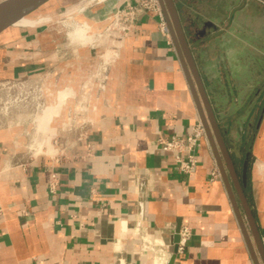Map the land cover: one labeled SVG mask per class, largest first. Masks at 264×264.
<instances>
[{
	"label": "crops",
	"instance_id": "obj_1",
	"mask_svg": "<svg viewBox=\"0 0 264 264\" xmlns=\"http://www.w3.org/2000/svg\"><path fill=\"white\" fill-rule=\"evenodd\" d=\"M124 1L45 0L37 15L51 21L0 32V81L46 75L57 103L66 94L58 116L63 105L69 114L82 102L86 109L73 127L56 120L62 146L51 160H29L21 148L27 126L0 120V264H166L179 225L191 235L174 264H264L208 134L191 174L180 173L158 146L161 133L186 136L202 116L182 56L155 13L144 14L119 43L115 37L106 42L118 43L121 53L93 101L100 56L70 33L77 22L100 30ZM174 1L207 92L205 75L217 95L210 100L240 177L231 141L241 143L238 156L250 154L244 191L264 243V116L257 125L264 104L249 118L264 99V0ZM77 92L83 101L75 100ZM252 93L257 97L245 106ZM81 131L87 136L80 138ZM67 141L75 143L64 147Z\"/></svg>",
	"mask_w": 264,
	"mask_h": 264
},
{
	"label": "rangeland",
	"instance_id": "obj_2",
	"mask_svg": "<svg viewBox=\"0 0 264 264\" xmlns=\"http://www.w3.org/2000/svg\"><path fill=\"white\" fill-rule=\"evenodd\" d=\"M30 14L32 16L37 15L38 14L37 9L36 8L33 9L27 15H30ZM106 25L107 24L101 27L100 30H96L95 28L92 29L91 27V31L89 32L90 37H86V38L83 35H81V29L84 27L88 28V26L85 24L75 26L74 31L70 33L71 40H74L82 44L92 45V48L95 51L96 55L100 56V60L97 64L95 74L92 78L93 89H92V94L90 95L93 101H95L100 96L101 92L104 93V90L106 89V86H107V82L109 80L110 69L112 67L111 65L112 60L116 59L117 56H120V53H121V50L119 49L120 47L118 48L116 46L118 43H116V45L109 44V42L106 44L108 40L114 38V33L111 30H106V27H105ZM187 31L189 32L190 35H192V30H187ZM103 54L109 57L108 64L106 65V68H105L107 71L106 73L104 69L105 64L101 66V63H100L101 58H102L101 55ZM207 57H213V56H207ZM197 58H198V62H200L202 56H197ZM104 75H107V78H105ZM205 76L206 77L204 78H205L207 85L209 86L208 90H209L210 99H211V97L215 96L216 94L213 93L212 86L211 84L208 83L209 76L207 75ZM33 79L35 81V78ZM75 96H76L75 100L79 102L80 100L82 101L84 100L85 94L83 92L82 93L77 92ZM249 96L250 97L246 100L245 106L249 105L248 103L250 99H255V97H257L256 93H252ZM45 99L46 101L42 103V99H38L37 94L35 92L26 94L24 91H21L20 89H17V88H14L11 90V92H8L5 89L0 88V120H5V117H7V120L12 121L13 125L25 124V126H27L26 127L27 141L24 144H22L21 148H23L24 151L29 154V157H28L29 160H35L38 157H43V156H45L48 160L53 159L57 151L55 148H59V146L62 143V141L59 140V132H58L59 131L58 128L60 126L56 124V120H58V118H61L62 122H64L65 124V127H68L70 125L71 127H73L75 126L74 125L75 120L77 122H82L83 119H81L80 117H82L86 113L85 103L82 102V104H78V107H77V110H75V113L71 112L70 114H69L70 111L64 108L65 105H63L60 111V116H58V114L56 113L58 112V109L60 106L54 107L56 106L58 99L56 97V94L53 92V88L51 86H50V90L46 94V98L44 97L43 100ZM64 99H65V96H64ZM67 100L68 99L66 98L65 101ZM262 100L261 101L260 99L257 100L258 104L256 108L253 110L252 116L249 113L250 115L249 118L250 117L254 118L257 116V114L259 113L258 111H260V108H261L259 106H262L264 104V99ZM47 105L53 106L54 109L50 107V109H52L53 112L50 114V116H48V118H44L47 120L46 122L47 124L45 123L46 127L44 128L45 130L43 131L42 126L41 125L38 126L37 123H39V121L43 122V119H41L39 116L41 115L42 109L45 108ZM93 106H95V104ZM233 111L232 113H230L228 119L239 116L241 113L244 112V108L237 110L235 112ZM223 114L225 115L226 112L222 113L221 115L223 116ZM40 137L45 138V140L48 139V141L41 145V143H39V139H42V138ZM250 137H251L250 131H248V146L250 143ZM230 144H231V147L235 149L233 150L234 154L237 155L235 156V159L237 161L239 169L242 170V164H243L242 162L245 158L243 156H238L239 154L238 148L241 143L236 142V141H231ZM63 145L65 147L64 142H63Z\"/></svg>",
	"mask_w": 264,
	"mask_h": 264
},
{
	"label": "water",
	"instance_id": "obj_3",
	"mask_svg": "<svg viewBox=\"0 0 264 264\" xmlns=\"http://www.w3.org/2000/svg\"><path fill=\"white\" fill-rule=\"evenodd\" d=\"M45 0H3L0 2V32L7 27L16 23L17 20L30 13L33 9L40 6ZM162 9L166 15L168 25L172 38L175 41L176 47L182 56L185 70L187 72L190 84L192 86L201 116L205 126L206 133L210 137L214 150L217 155L219 168L224 179V182L229 190L234 207L238 214H240V205L234 188L238 194L239 200L248 216L251 228L258 245L260 254L264 260V243L256 224L252 207L248 201L244 186L247 183L248 167H249V152L243 161L241 177L236 166V162L232 153L225 141L222 129L217 120L216 113L212 106L209 94L201 76L200 70L197 66L196 60L192 54L188 44L180 15L174 0H160ZM196 83V85H195ZM197 86V88H196ZM264 116V106L261 109V114L257 125L259 126ZM217 142V145H216ZM221 152H220V151ZM181 226L179 225L174 230V249L166 264H174L177 251L178 242L180 239Z\"/></svg>",
	"mask_w": 264,
	"mask_h": 264
},
{
	"label": "built area",
	"instance_id": "obj_4",
	"mask_svg": "<svg viewBox=\"0 0 264 264\" xmlns=\"http://www.w3.org/2000/svg\"><path fill=\"white\" fill-rule=\"evenodd\" d=\"M149 12H153L158 17V24L160 31L167 38L168 43H173V38L170 32V28L168 25V21L166 15L162 9L160 4V0H125L123 4L116 7L110 13L106 15L105 24H107L106 30H111L114 33V37L118 40L126 38L129 33L132 31L134 24L142 18L144 14ZM85 24L88 26L87 33L91 31L90 25L87 22H77V25ZM75 27V26H74ZM90 36V35H89ZM116 45V44H114ZM118 48L119 44L116 45ZM120 49V48H119ZM101 66L106 68L108 64V58L104 54L101 55ZM105 69V73H106ZM107 78V75H104ZM27 79H10L0 81V88L5 89L8 92H11L12 89L17 88L21 91H24L26 94L35 92L37 94L38 99H42V103L46 101L43 98H46V94L50 90V86L52 85L47 82V76H39ZM85 122V120H84ZM82 124L81 126H83ZM206 135L205 126L202 120H199L192 127V130L186 136H180L174 133L165 134L161 133L158 136L157 142L158 146L169 152L174 159L176 164V168L180 173L183 174H191L193 173L198 165V144L202 140V138ZM87 134L85 131H81L79 137H86ZM75 142L69 143L65 142V147L68 145H73ZM62 146V145H61ZM58 151V148H55ZM88 155H91L93 152V148L91 144H88L87 147ZM56 151V152H57ZM58 185V178L56 174L53 173L51 179L49 180V188L52 192L56 191ZM180 239L178 242V251L182 252L185 246V242L191 235V229L188 226H183L179 231Z\"/></svg>",
	"mask_w": 264,
	"mask_h": 264
},
{
	"label": "bare ground",
	"instance_id": "obj_5",
	"mask_svg": "<svg viewBox=\"0 0 264 264\" xmlns=\"http://www.w3.org/2000/svg\"><path fill=\"white\" fill-rule=\"evenodd\" d=\"M51 19H52V16L51 15H33L32 16L30 14V15H25L21 19L17 20L15 24L22 25V26H36V25H38V24H40L42 22L51 21ZM87 30H88V28H86V27H84V28L81 29V35H83L85 38L86 37H90L88 35V33H87ZM79 34H80V32H79ZM64 96H66L65 93H61L60 94V96H59V103H57L56 106H54V107H59L60 106V104L64 101ZM50 107L52 109H54L53 106L47 105L45 108L42 109L41 115L39 116L41 119H43V122H40L39 121V123H37V125L38 126L41 125L42 128H43V131L45 130L44 128L46 127V124H47L46 123L47 120L44 119V118H48V116H50V114L53 112V110L50 109ZM40 138H42V137H40ZM47 141H48V139L45 140V138L39 139V143H41V145L44 144V143H46Z\"/></svg>",
	"mask_w": 264,
	"mask_h": 264
},
{
	"label": "flooded vegetation",
	"instance_id": "obj_6",
	"mask_svg": "<svg viewBox=\"0 0 264 264\" xmlns=\"http://www.w3.org/2000/svg\"><path fill=\"white\" fill-rule=\"evenodd\" d=\"M186 35V34H185ZM187 38V37H186ZM215 113H216V111H215Z\"/></svg>",
	"mask_w": 264,
	"mask_h": 264
}]
</instances>
